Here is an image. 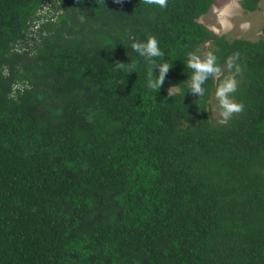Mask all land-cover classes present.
I'll use <instances>...</instances> for the list:
<instances>
[{
    "label": "trees",
    "instance_id": "trees-1",
    "mask_svg": "<svg viewBox=\"0 0 264 264\" xmlns=\"http://www.w3.org/2000/svg\"><path fill=\"white\" fill-rule=\"evenodd\" d=\"M215 1L0 0V264H264V26L217 34ZM149 35L158 92L131 48ZM190 52L239 53L227 125L211 79L187 92Z\"/></svg>",
    "mask_w": 264,
    "mask_h": 264
},
{
    "label": "clouds",
    "instance_id": "clouds-1",
    "mask_svg": "<svg viewBox=\"0 0 264 264\" xmlns=\"http://www.w3.org/2000/svg\"><path fill=\"white\" fill-rule=\"evenodd\" d=\"M115 2L121 3L122 0H115ZM167 2L168 0H143V3L146 5L158 6L161 9L167 7ZM39 13L43 18L45 14H54V11L48 4H45L39 10ZM43 19L45 20V18ZM39 23L40 21L35 22V25L31 29H38ZM131 48L149 66L147 68V87L154 92H158L165 82L172 63L170 64L166 60H163L164 52L159 47L157 38L149 35L146 41H134L131 44ZM238 60L239 53H234L226 59L224 66H221L217 61V57L211 52L203 57L197 53L190 52L186 63H184L185 67L191 71V75L184 82L187 84V92L203 98L206 91L204 88L205 83L209 79L215 83L214 97L218 114L216 122L219 125H227L234 116L244 111L243 103L236 102L234 99V94L237 92L239 86L236 77L242 74V67L237 62ZM137 64V61H130V63L115 62L114 66L118 72L128 74L133 71L137 72ZM154 69L159 70L158 76L154 75ZM179 92L178 85H175L168 88L167 95L168 97H173Z\"/></svg>",
    "mask_w": 264,
    "mask_h": 264
},
{
    "label": "rangeland",
    "instance_id": "rangeland-1",
    "mask_svg": "<svg viewBox=\"0 0 264 264\" xmlns=\"http://www.w3.org/2000/svg\"><path fill=\"white\" fill-rule=\"evenodd\" d=\"M259 6L254 11H247L241 0H216L200 20L217 34L257 40L264 26V0H261ZM206 45H209V41ZM211 104L213 115L218 119L215 98Z\"/></svg>",
    "mask_w": 264,
    "mask_h": 264
}]
</instances>
